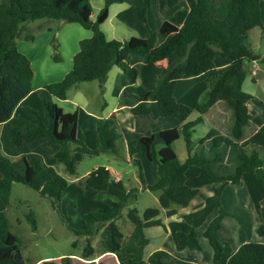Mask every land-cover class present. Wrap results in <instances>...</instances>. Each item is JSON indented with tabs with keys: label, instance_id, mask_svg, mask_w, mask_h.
<instances>
[{
	"label": "trees",
	"instance_id": "trees-1",
	"mask_svg": "<svg viewBox=\"0 0 264 264\" xmlns=\"http://www.w3.org/2000/svg\"><path fill=\"white\" fill-rule=\"evenodd\" d=\"M122 1L105 0L97 19H92L91 0H0V197L9 202L16 181L51 198L55 206L60 205L68 179L56 167L45 165L40 156L27 157L42 142L60 145L55 158L70 175L77 173L85 155L117 152L121 134L115 114L98 119L95 147H89L77 135L78 112L65 111L45 95L41 98V110L28 108V117L13 115L16 106L33 89L32 61L20 51L16 41L18 37L35 39L27 22L43 17L78 22L91 29L92 35L79 41L72 69L61 80L45 86L50 95L66 99L69 88L81 81L97 80L103 87L113 66L126 69L130 54H143L150 66L162 68L156 86L131 108L136 128L143 135L139 142H128L130 155L138 152L142 144L147 157L156 165L157 180L146 185L140 161L135 159L144 185L160 190V206L145 208L143 216L136 207L131 208L128 217L134 229L125 239L116 219L124 205L136 199L135 189L129 190L104 165L91 170L83 177L87 185L108 192L114 200L81 218L83 228L77 233L86 237L87 244L79 256L85 260L66 255L61 257V264H95V259L107 252L115 253L120 264H200L178 258L164 249H157L145 258L149 238L144 228L163 224L158 217L162 209L167 216L176 214L205 185H213V194L184 214L183 220L168 224L177 249H200L196 229L217 211L204 231L213 248V264H264V241H246L233 250L218 237L222 219L229 213L222 203L223 190L228 183L240 181L246 184L259 219L257 233L264 236V125L258 127L253 122L248 104L252 94L243 89L250 63L261 58L248 43V37L253 28H264L262 0H186L188 9L179 10L173 21L165 20L159 33L150 29V35L141 40L108 39L102 20L111 3ZM178 2L159 0V8L166 12ZM41 28L39 25L38 29ZM216 55L225 58V66H216ZM54 57L60 58L57 54ZM202 73L206 74L209 85L206 100L193 106L178 105L174 94L177 81ZM194 110L199 115L186 120ZM210 114L215 118V126L199 140H193L195 126ZM168 116L178 117L182 123L151 131L156 118ZM181 137L187 149L184 160L173 148V143ZM192 165L199 166L200 173L189 186L186 172ZM100 230L102 249L98 251L91 237ZM0 264H28L21 241L10 229L4 212H0ZM40 264L57 262L47 259ZM98 264L106 263L100 259Z\"/></svg>",
	"mask_w": 264,
	"mask_h": 264
},
{
	"label": "rangeland",
	"instance_id": "rangeland-1",
	"mask_svg": "<svg viewBox=\"0 0 264 264\" xmlns=\"http://www.w3.org/2000/svg\"><path fill=\"white\" fill-rule=\"evenodd\" d=\"M93 12L92 19H97L101 9L105 4V0H91ZM264 6V3H263ZM188 7L186 0H180L169 11L162 12L159 8L158 0H123L122 2L111 3L102 20L101 26L108 39H145L150 35L149 30L159 33L161 23L166 19L173 21L175 14ZM38 24L43 25L38 29ZM46 25V26H45ZM29 31L34 32L35 39L27 40L25 38H16L20 51L28 55L32 61L35 71L34 82L51 83L59 81L66 71H70L73 67V56L79 50V41L92 35V30L84 27L78 22H66L52 18H39L27 22ZM261 27L253 28L248 37V43L255 52L260 53L264 59V43L261 38ZM60 58L55 59V55ZM138 71V72H136ZM264 72V67L259 70L260 75ZM161 68L149 67L148 65H139L138 70L128 69L124 77L118 79V83L113 84V80L107 84V90L100 86L99 81H81L69 88V100L60 102L66 111L79 113V135H85L90 143H94V136H90L93 128L94 118L88 114L95 113L105 116L118 103L116 91L123 87V98L125 102L135 101L138 97H142L152 82L155 75H161ZM243 85V89L251 94L260 93L264 89V79L260 86L255 85L250 79ZM180 85L186 84L196 87L197 90L203 91L206 96V90L209 85L205 77L195 78L189 77L180 81ZM115 87L116 91H115ZM204 96V97H205ZM52 101L58 103L55 96H50ZM204 99V98H203ZM106 103V104H105ZM262 106L257 99L250 100L251 110H258ZM39 110L40 108H36ZM199 115L198 111H194L189 119H195ZM106 117V116H105ZM157 124L152 126L156 132L167 125V121L176 118L164 117ZM215 118L213 114L204 117V120L195 126L192 138L197 141L203 137L211 128L215 126ZM127 128L131 127L130 121L126 124ZM120 129V128H119ZM122 136L117 140V152H105L98 155H85L83 160L78 164L77 173L75 175L68 174L64 166L57 162L53 156L51 146L56 144L43 143L39 145L36 152L41 155L47 165H52L68 179L69 184L65 190V194L60 201L59 206L53 204V200L49 197L42 196L34 188L14 181L12 184L9 202L4 201L0 197V212H4L10 223V229L17 234L21 241V249L24 258L28 264H35L38 260L60 259L62 256L82 255L83 249L87 244L84 235L77 233L82 229L81 218L90 211L103 208L110 204L114 197L111 194L100 195L92 189L84 181L83 177L99 166H112L121 175L126 187L135 189L136 199L128 201L122 208L121 215L116 219L118 226L126 239L131 235L134 229V223L128 217V211L136 207L139 215L143 216V211L149 206H160L158 194L155 189L148 188L144 185L140 177L139 165L135 159L139 160L142 165L143 175L144 166L148 164L151 169L157 173V168L147 155L145 148L137 153L131 160L127 149L126 130L120 129ZM2 127L0 126V135ZM90 147V146H89ZM173 148L178 156L183 160L187 156V149L184 139L181 137L173 143ZM147 176L153 179L151 171L146 167ZM148 169V170H147ZM205 190L200 193L198 199L204 197ZM240 201L232 200V191L226 193L224 204L230 208L232 215H229L225 221L223 228L219 232L220 239L226 240L223 232L227 234V225L235 223L241 226V233H237L234 237L233 245L241 240L245 235L247 241H258L259 235L252 231V226L258 221L257 213L253 203L247 195L239 192ZM191 209V207H189ZM163 221L161 225H154L145 229L146 236L150 239V244L146 246L144 257H147L151 251L158 245H164L165 249L172 250L173 254L181 259L191 258L192 261L204 263L213 256V248L209 240L202 233L201 227L198 230V240L201 244L200 249L185 248L179 250L173 247V237L169 235L165 224H167V215L164 209L161 210L159 216ZM226 230V232H225ZM75 242L77 243L75 245ZM91 242L95 248L102 249V230L98 234L91 237ZM106 264H120L114 255H106L104 258ZM82 260V259H77ZM96 261L95 264H98ZM61 264V263H59Z\"/></svg>",
	"mask_w": 264,
	"mask_h": 264
},
{
	"label": "crops",
	"instance_id": "crops-1",
	"mask_svg": "<svg viewBox=\"0 0 264 264\" xmlns=\"http://www.w3.org/2000/svg\"><path fill=\"white\" fill-rule=\"evenodd\" d=\"M180 1V0H179ZM158 2H159V0H158ZM263 3H264V0H262L261 1V11H262V23L264 24V6H263ZM188 9V7L187 8H184V9H182V10H187ZM169 11V10H168ZM167 20V19H166ZM164 22V21H163ZM162 24V23H161ZM38 26H39V24H38ZM43 26V25H42ZM46 26V25H45ZM261 38H262V42L264 43V28H261ZM258 53V52H257ZM258 54H260V53H258ZM260 57L261 58H259V59H256V60H254V61H252L251 63H250V66H249V72H248V74H249V77H250V79H252L253 80V83L255 84V85H258L259 83H261V81H263V79H264V72H263V74L262 75H260V73H259V70H260V68L261 67H264V63L262 62V59H263V56L260 54ZM215 64H216V66L218 67V68H220V67H223V66H225L226 65V60H225V58L223 57V56H221V55H216L215 56ZM126 69H123L122 67H120V66H117V65H115V66H113L111 69H110V71H109V73H108V78H107V80H106V82H105V84H104V87L106 88V90H107V84L108 83H110V81L111 80H113V84L115 85V82H116V84L118 83V79L119 78H122V77H124L125 75H127L126 74V71L128 70V69H132V70H138V66L139 65H148L149 67H155V68H161L160 66H150L149 64H148V62H147V59H146V56L145 55H143V54H130L129 55V57H128V59L126 60ZM161 70H162V68H161ZM136 72H138V71H136ZM68 73V71H66L65 73H64V75H63V77L66 75ZM34 76H35V71H34ZM62 77V78H63ZM191 77H195V78H200V77H205V79H206V74L205 73H202V74H199V75H196V76H191ZM61 78V79H62ZM60 79V80H61ZM158 79H159V75H155L154 76V79L152 80V82L151 83H149L148 84V87H147V89H146V91H145V93L147 92V91H149V90H151V89H153L155 86H156V84H157V81H158ZM184 79H189V77H184V78H180L178 81H177V83H176V87H175V97H176V100H177V103H178V105H181V104H184V105H189V106H193L194 104H196V103H198V102H202V101H204V100H206V97H207V95L205 96V95H203V91H199V90H197V88L196 87H192V86H190V85H186V84H182V85H180L179 83H180V81H182V80H184ZM249 78H248V75H247V77L245 78V80H244V82H243V85L245 84V82L248 80ZM48 83H46V84H43V83H37V84H35V82H34V78H33V89H32V91L26 96V97H24L21 101H20V103L16 106V108L14 109V112H13V115L14 116H20V117H28V108H40L39 110H41V98H42V96L43 95H45V96H47L48 98H50V96H52V95H50L48 92H47V90L45 89V86L47 85ZM259 86H260V84H259ZM113 88H115V87H113ZM115 91H116V88H115ZM260 93H255V94H252V98H255V99H257V101H259V103L261 104V105H263L264 106V89L263 90H260L259 91ZM206 94H207V90H206ZM123 87H121L120 89H118L117 91H116V96L118 97V103L116 104V105H114L113 107H112V109L108 112V114L107 115H105L106 117H109L110 115H112V114H115L116 115V117H117V120H118V123H119V128L120 129H122V128H124V130H126L124 133L126 134V136H128V137H126L127 139H126V141H127V149H128V142L130 141V140H136V141H138L139 142V140H140V138H141V136L143 135V132H141V131H138L137 130V128H136V121H135V118H134V116H133V114H132V112H131V108L133 107V106H135L138 102H139V100H140V97H138L135 101H130V102H125V101H123L124 100V98H123ZM145 95V94H144ZM205 96V97H204ZM204 98V99H203ZM251 98V99H252ZM58 99V103L57 104H60V102H67L68 100H69V94H68V97L66 98V99H60V98H57ZM250 99V100H251ZM250 100H249V102H248V104H249V107H250ZM106 104V103H105ZM62 107V106H61ZM63 108V107H62ZM64 109V108H63ZM65 110V109H64ZM66 111V110H65ZM195 111V110H194ZM194 111H192L191 113H190V115L194 112ZM250 111L252 112V114H253V122L258 126V127H260V126H262V125H264V108L262 107V106H259V108H258V110L257 111H255V109L253 110H251V108H250ZM68 112H70V111H68ZM77 112H78V110H77ZM88 114L90 115V116H92L93 118H94V121H93V128H92V130H91V132H90V136H94V143H90L91 141H88L87 139H86V137H85V135H83V136H80L79 135V119H78V129H77V135H78V137L80 138V139H82L88 146H90V147H95L96 146V144H97V122H98V119L99 118H106L105 116H102V115H97V114H95V113H89L88 112ZM190 115H188L187 117H186V120H192V119H189V116ZM168 117H172V116H168ZM78 118H79V113H78ZM173 118H176V122H174L173 120H169V121H167V124H170V125H167V126H165V127H162L161 129H165V128H171V127H175V126H179L181 123H182V121L180 120V118H178V117H173ZM161 119H165L164 117H158V118H156L155 119V121L151 124V131L152 132H155L153 129H152V126L153 125H155V124H157L159 121H161ZM128 121H130V124H131V127L130 128H127V126H126V124H127V122ZM1 126V125H0ZM2 127V126H1ZM119 129V131H120V134H121V136H122V132H121V130ZM43 143H51V144H56V145H54V146H51L52 147V149H53V156L55 157V153H56V151L60 148V145L58 144V143H52V142H49V141H45V142H42V143H40V144H38V145H36V147L32 150V151H30L28 154H27V157L28 158H31L32 156H34V155H36V156H40L41 157V155L39 154V153H37L36 152V149H37V147L39 146V145H41V144H43ZM142 147H144L145 148V146L144 145H142V144H140V150L138 151V152H136L135 154H133V155H130V153H129V151H128V153H129V157H130V159L132 160L133 159V157L137 154V153H139L141 150H142ZM145 151H146V148H145ZM146 155H147V153H146ZM42 158V157H41ZM149 159V158H148ZM181 159V158H180ZM42 160H43V158H42ZM182 160V159H181ZM184 160V159H183ZM43 162H44V160H43ZM152 162V161H151ZM152 163H154V162H152ZM44 164L45 165H47L45 162H44ZM140 164H141V162H140ZM142 166V165H141ZM156 166V165H155ZM106 167H108L110 170H111V172L113 173V175L117 178V179H123L122 178V175L116 170V169H114L112 166H109V165H107ZM148 168L152 173H151V175L153 176L152 178V180L151 179H149L148 178V176H147V172H146V169L145 168ZM146 167L144 166V179H145V183H146V185H151V184H154L155 182H156V180H157V173L155 174V170H153V169H151L150 168V166L147 164L146 165ZM97 168V167H96ZM95 169V168H94ZM147 169V170H148ZM90 172V171H89ZM200 173V167L199 166H197V165H192V166H190L189 168H188V170H187V172H186V175H187V179H186V183L189 185V186H192L193 185V181H194V178H195V176H197L198 174ZM0 176H1V173H0ZM205 190V195H204V197H202V198H200V200H196V199H198V196L200 195V193L202 192V191H204ZM95 191H97V190H95ZM157 191V194H158V200H159V195H160V190H156ZM229 191H232V200H235V202H236V200H237V202H239L240 201V196H239V192L242 194V195H247V197H249V199H250V195H249V193H248V189H247V186H246V184L244 183V181H240V182H237V183H232V182H230V183H228L226 186H225V188H224V190H223V193H222V203H223V206L228 210V215H226L223 219H222V225H221V228L218 230V237H219V239H220V236H219V232H220V230L223 228V226H224V224H225V221H226V219H227V217L229 216V215H232V211L230 210V208H228V207H226L225 206V204H224V197H225V195H226V193L227 192H229ZM100 195H103V194H109L108 192H106V191H97ZM213 192H214V187H213V185H205V186H203L202 188H200V190H199V192L195 195V197L191 200V202L189 203V205L188 206H185V207H179V210H178V212L176 213V214H174V215H171V216H167L168 218H167V224H165V226H166V228H167V230L169 231V235L170 236H172V234H171V232H170V230L168 229V224H169V222L170 221H173V220H183V215L184 214H186V213H188V212H190V211H192L193 209H195L197 206H199V205H201V204H203L204 202H205V200H206V198L208 197V196H210V195H212L213 194ZM250 201H251V199H250ZM252 202V201H251ZM189 207H191V209H189ZM255 209V208H254ZM164 211H165V209H164ZM256 211V210H255ZM217 211H215V212H212L208 217H207V219H206V221L203 223V224H201L200 226H198L197 227V229H196V231H197V236H198V230L201 228V227H203L202 228V233L204 234V231H205V229L207 228V226H208V224H209V222L217 215ZM258 224H259V219H258V221H256V223L252 226V231H256L257 232V230H256V228H257V226H258ZM227 225V231H232L231 232V234H229L230 232H227V234H225L224 232H223V236H225V238L227 237L228 239H226V240H222V239H220L222 242H228L229 244H230V246L232 247V249L233 250H237L238 249V247L242 244V243H244V242H246L247 241V238L248 237H245V235H243L244 237L243 238H241V240H238L236 243H235V245H233L232 243H230V241H232L233 242V240H234V237H236V235H237V233H239L238 234V236L240 235V233H241V226H237L235 223H232V225H230V224H226ZM152 226H154V225H152ZM147 227H151V226H147ZM147 227H145L144 228V231H145V229L147 228ZM225 232H226V230H225ZM259 235V234H258ZM173 237V236H172ZM258 241H264V236H260L259 235V238H258ZM150 244V239H149V243L147 244V245H149ZM146 245V246H147ZM173 247H175V248H177L176 247V244H175V241H174V238H173ZM146 248V247H145ZM157 249H164V250H167V249H165V247H164V245H158L157 247H155L154 249H153V251H155V250H157ZM185 249V248H184ZM181 250H183V249H181ZM144 251H145V249H144ZM153 251H151V253L153 252ZM167 251H169V252H173L172 250H167ZM150 253V254H151ZM149 254V255H150ZM173 254V253H172ZM106 255H114L115 257H117V255L115 254V253H110V252H107V253H104V254H102V255H100L98 258H96L95 259V262L96 261H99L100 259H102L103 261H104V257L106 256ZM149 255L147 256V257H145V258H148L149 257ZM73 257H75V258H77V259H82V260H85V259H83L82 257H80V256H73ZM55 260V259H54ZM117 260H118V258H117ZM184 260H187V261H192L193 259H191V258H187V259H185L184 258ZM41 261H43V260H38L35 264H40L41 263ZM119 261V260H118ZM56 262H57V264H59V263H61V258L60 259H57L56 260ZM105 262V261H104ZM198 263V262H197ZM200 264H213V256L210 258V260H208V261H205L204 263H200Z\"/></svg>",
	"mask_w": 264,
	"mask_h": 264
}]
</instances>
